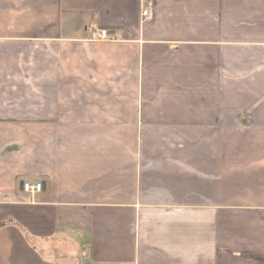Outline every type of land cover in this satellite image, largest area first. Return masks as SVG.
<instances>
[{
	"label": "crops",
	"instance_id": "obj_1",
	"mask_svg": "<svg viewBox=\"0 0 264 264\" xmlns=\"http://www.w3.org/2000/svg\"><path fill=\"white\" fill-rule=\"evenodd\" d=\"M79 249L264 257V0H0V264Z\"/></svg>",
	"mask_w": 264,
	"mask_h": 264
},
{
	"label": "built area",
	"instance_id": "obj_2",
	"mask_svg": "<svg viewBox=\"0 0 264 264\" xmlns=\"http://www.w3.org/2000/svg\"><path fill=\"white\" fill-rule=\"evenodd\" d=\"M152 6L150 3H146L144 5V8L142 9L141 16L145 21H149L152 19ZM96 30V39L98 40H112V36L108 34L106 30ZM22 192H24L26 195H29L30 197L35 196L36 194H39L42 190V183L36 182L34 184H30L29 182L22 183Z\"/></svg>",
	"mask_w": 264,
	"mask_h": 264
},
{
	"label": "trees",
	"instance_id": "obj_3",
	"mask_svg": "<svg viewBox=\"0 0 264 264\" xmlns=\"http://www.w3.org/2000/svg\"><path fill=\"white\" fill-rule=\"evenodd\" d=\"M231 257L234 259L251 261L254 264H264V257L255 253H241L238 255L231 254Z\"/></svg>",
	"mask_w": 264,
	"mask_h": 264
},
{
	"label": "rangeland",
	"instance_id": "obj_4",
	"mask_svg": "<svg viewBox=\"0 0 264 264\" xmlns=\"http://www.w3.org/2000/svg\"><path fill=\"white\" fill-rule=\"evenodd\" d=\"M74 253L73 254H69V253H72V252H70V251H64V252H59L62 256H65V255H67V257H72V255H75V257H77L78 259H79V261L81 262V263H83L84 264V262L82 261V257H81V251H80V249L79 250H77V251H73ZM69 264V263H68ZM71 264H72V262H71Z\"/></svg>",
	"mask_w": 264,
	"mask_h": 264
}]
</instances>
